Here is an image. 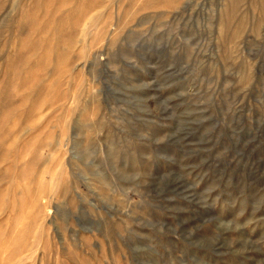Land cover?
I'll list each match as a JSON object with an SVG mask.
<instances>
[{"label":"rangeland","instance_id":"1","mask_svg":"<svg viewBox=\"0 0 264 264\" xmlns=\"http://www.w3.org/2000/svg\"><path fill=\"white\" fill-rule=\"evenodd\" d=\"M0 264H264V0H0Z\"/></svg>","mask_w":264,"mask_h":264}]
</instances>
